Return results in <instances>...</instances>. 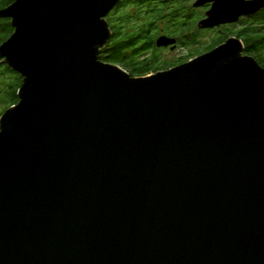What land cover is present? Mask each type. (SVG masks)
<instances>
[{"label":"water","instance_id":"obj_1","mask_svg":"<svg viewBox=\"0 0 264 264\" xmlns=\"http://www.w3.org/2000/svg\"><path fill=\"white\" fill-rule=\"evenodd\" d=\"M122 1L0 11L23 79L0 118V264H264V67L231 38L134 78L100 60ZM206 3L201 30L264 10Z\"/></svg>","mask_w":264,"mask_h":264},{"label":"trees","instance_id":"obj_2","mask_svg":"<svg viewBox=\"0 0 264 264\" xmlns=\"http://www.w3.org/2000/svg\"><path fill=\"white\" fill-rule=\"evenodd\" d=\"M14 2L15 0H0V11L9 8ZM173 5L163 0H124L118 4L108 16L113 38L105 51H102L100 60L122 67L134 78L158 74L166 71L167 68L173 69L188 62L190 59L162 61V54L166 48L157 47V41L163 36L179 41L175 49L188 45L193 49L199 44L197 37L200 32L189 34L193 26V17L189 9L181 4L170 10ZM199 17L198 14L197 19ZM0 23H2L0 24L1 47L12 37L15 29L7 19L0 18ZM230 36L240 38L245 44L246 54L255 58L264 67V11L244 26L227 31L222 38L217 36L206 51L196 49L193 58L215 50ZM7 73L13 80L11 85L1 92L3 96L0 97V102L2 100L7 102L9 109L19 103L18 92L23 85V79L13 70L7 69Z\"/></svg>","mask_w":264,"mask_h":264},{"label":"rangeland","instance_id":"obj_3","mask_svg":"<svg viewBox=\"0 0 264 264\" xmlns=\"http://www.w3.org/2000/svg\"><path fill=\"white\" fill-rule=\"evenodd\" d=\"M179 5H181V4L180 3H175L172 6V8H170V10L175 9ZM183 6L185 8H187V9L192 7L191 4H187V5L184 4ZM192 22H193V20H192ZM192 24L194 25V29H193V26H192V29L189 30V34H198V29H199L198 26L195 25L194 23H192ZM191 25H189V26H191ZM216 38H217V35L212 34V33H199V35L197 37L198 43H199L198 46H194L193 49H192V47L190 45H188L186 47L185 46H181V48L177 47V49H173V50L170 49L171 47L170 48H166L168 50H165L163 52L161 59H162V61H166V62H172L174 59H187V60L190 59V60H192V58L194 57L193 52H195L196 49H200L201 51H206L207 47L210 44H212L214 39H216ZM2 40H4V38H2ZM105 49L103 51H105ZM191 50H194V51H191ZM243 55H247L246 52H244ZM168 69L169 68H167V70ZM0 72H1L0 73V91H5L7 86L11 85L13 79H12L11 75H9L6 71L3 72L2 69H0ZM151 75H154V74H151ZM7 105H8V103L5 102V101L0 103V117L6 112V110L8 108Z\"/></svg>","mask_w":264,"mask_h":264},{"label":"flooded vegetation","instance_id":"obj_4","mask_svg":"<svg viewBox=\"0 0 264 264\" xmlns=\"http://www.w3.org/2000/svg\"><path fill=\"white\" fill-rule=\"evenodd\" d=\"M164 2L166 3H180L182 5L184 4H191L192 7L189 8V11L191 13V16L193 17V23L195 25L198 26V33H212V34H215L217 35L218 37L222 38V36H224L226 34L227 31L231 30V29H234V28H239V27H242L244 26L245 23L249 22L250 20L254 19L256 16H258L260 13H257L255 15H251V16H246V17H242L237 23H233V24H227V25H221L220 27H216V28H213V29H207V30H201L200 27H199V24L206 20L207 19V14L212 10L213 8V3H206L200 7H196V5L199 3V2H202L204 0H163ZM248 2H252V1H255V0H247ZM199 14V18L197 19V15ZM10 23H11V20H8ZM2 24V23H0ZM193 29H194V25H193ZM166 37V36H164ZM231 38H236V39H240L236 36H230L227 40H225V42L221 43L219 46H221L222 44L226 43L228 40H230ZM174 39V38H172ZM241 40V39H240ZM242 41V40H241ZM243 42V41H242ZM178 45H179V41L177 42ZM244 43V42H243ZM245 45V44H244ZM217 46V47H219ZM164 49V48H163ZM171 50H173V48H170ZM168 50V49H166ZM206 53H209V52H206ZM201 56V55H200ZM194 59V58H193ZM189 62V61H188ZM187 63V62H186ZM0 69H2L3 72H7V69L11 70L7 65H5L2 61V59H0ZM170 70V69H169ZM168 71V70H167ZM164 72V71H163ZM1 73V72H0ZM2 91H0V94H1ZM3 95L1 94L0 97H2ZM3 102V100L1 101ZM0 102V103H1ZM1 118V117H0Z\"/></svg>","mask_w":264,"mask_h":264}]
</instances>
